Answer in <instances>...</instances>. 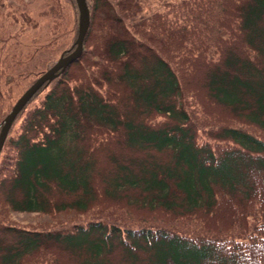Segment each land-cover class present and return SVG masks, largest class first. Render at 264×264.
Segmentation results:
<instances>
[{"label":"trees","instance_id":"obj_1","mask_svg":"<svg viewBox=\"0 0 264 264\" xmlns=\"http://www.w3.org/2000/svg\"><path fill=\"white\" fill-rule=\"evenodd\" d=\"M40 2L0 0V129L76 46ZM87 3L0 150V264H264V0Z\"/></svg>","mask_w":264,"mask_h":264},{"label":"water","instance_id":"obj_2","mask_svg":"<svg viewBox=\"0 0 264 264\" xmlns=\"http://www.w3.org/2000/svg\"><path fill=\"white\" fill-rule=\"evenodd\" d=\"M79 7V30L76 37V46L67 53H61L58 59L44 72H42L27 88L19 95L14 102L11 110L5 115L4 122L0 129V150L7 136L10 125L15 118L17 112L23 107L32 94L49 78L54 77L59 69H63L66 65L76 58L83 49L84 38L90 23V10L87 0H77Z\"/></svg>","mask_w":264,"mask_h":264},{"label":"rangeland","instance_id":"obj_3","mask_svg":"<svg viewBox=\"0 0 264 264\" xmlns=\"http://www.w3.org/2000/svg\"><path fill=\"white\" fill-rule=\"evenodd\" d=\"M35 3L31 6L29 5L28 6V9H29V12L30 14H33L37 19H38V27L37 28H33L34 29V32L36 33H41L42 31L44 30H49V23L47 22L48 18L46 19H42L40 16H39V10L42 9L43 7H40V1L39 0H34ZM143 2V8L141 9L142 12H149L155 8H159L161 7L165 1H168V0H141ZM30 29V28H29ZM28 29V30H29ZM27 30V31H28ZM22 46V45H21ZM20 48V45L18 46ZM48 51H44V52H41V53H36L34 54L33 58H32V61L35 62H40L41 60V63L42 64L44 62V60L47 59V57H49L50 55H53L54 54V51H52V53H47ZM14 60V56L12 55H9L7 57V61H12ZM20 68L19 65H16L15 66V69L18 70ZM20 80H23V77H20ZM16 88H19V84L16 85Z\"/></svg>","mask_w":264,"mask_h":264}]
</instances>
